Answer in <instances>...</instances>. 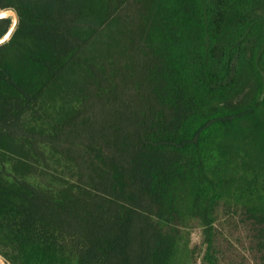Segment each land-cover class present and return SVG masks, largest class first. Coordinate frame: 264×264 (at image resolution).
Wrapping results in <instances>:
<instances>
[{
    "label": "trees",
    "instance_id": "1",
    "mask_svg": "<svg viewBox=\"0 0 264 264\" xmlns=\"http://www.w3.org/2000/svg\"><path fill=\"white\" fill-rule=\"evenodd\" d=\"M0 9V264H264V0Z\"/></svg>",
    "mask_w": 264,
    "mask_h": 264
},
{
    "label": "rangeland",
    "instance_id": "2",
    "mask_svg": "<svg viewBox=\"0 0 264 264\" xmlns=\"http://www.w3.org/2000/svg\"><path fill=\"white\" fill-rule=\"evenodd\" d=\"M8 9H0V12H6ZM12 19V24L18 23V16L15 13L8 15ZM220 245L225 255H229L226 241L220 240ZM226 250V251H225ZM205 252V244L203 242V230L196 227L191 230L189 239L181 244L177 250L173 264H206L203 255ZM229 258V257H227ZM5 264H7L5 262Z\"/></svg>",
    "mask_w": 264,
    "mask_h": 264
},
{
    "label": "water",
    "instance_id": "3",
    "mask_svg": "<svg viewBox=\"0 0 264 264\" xmlns=\"http://www.w3.org/2000/svg\"><path fill=\"white\" fill-rule=\"evenodd\" d=\"M6 12L8 13V15H10V13H11V14L15 13V11L12 10V9H8ZM8 15H7V16H8ZM7 16H6V17H7ZM16 26H17V24H14V23H13V24L11 25L10 29L8 30V32H7V33H6V34H5L0 40H4V38H5L6 36H7L8 39H9V38L11 37V35L13 34V31L15 30ZM8 39H7V40H8ZM7 40H4V42L7 41ZM0 44H1V43H0Z\"/></svg>",
    "mask_w": 264,
    "mask_h": 264
},
{
    "label": "clouds",
    "instance_id": "4",
    "mask_svg": "<svg viewBox=\"0 0 264 264\" xmlns=\"http://www.w3.org/2000/svg\"><path fill=\"white\" fill-rule=\"evenodd\" d=\"M4 13H7V12H0V19H2V18H4V17L7 16V15H2V14H4ZM7 39H8V37L6 36V37L4 38V40H7ZM4 40H0V43H3Z\"/></svg>",
    "mask_w": 264,
    "mask_h": 264
},
{
    "label": "snow or ice",
    "instance_id": "5",
    "mask_svg": "<svg viewBox=\"0 0 264 264\" xmlns=\"http://www.w3.org/2000/svg\"><path fill=\"white\" fill-rule=\"evenodd\" d=\"M2 15H8V13H4V14H2Z\"/></svg>",
    "mask_w": 264,
    "mask_h": 264
}]
</instances>
